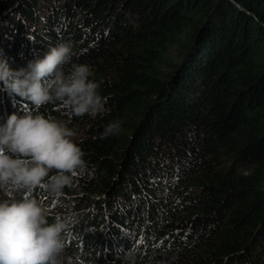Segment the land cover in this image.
I'll return each mask as SVG.
<instances>
[{"label":"trees","instance_id":"obj_1","mask_svg":"<svg viewBox=\"0 0 264 264\" xmlns=\"http://www.w3.org/2000/svg\"><path fill=\"white\" fill-rule=\"evenodd\" d=\"M60 42L108 109H40L76 131L88 165L59 201L31 194L49 223L77 214L66 258L126 264L118 250L135 248L136 264H264V0H0L13 70ZM2 89L0 126L32 109Z\"/></svg>","mask_w":264,"mask_h":264},{"label":"clouds","instance_id":"obj_2","mask_svg":"<svg viewBox=\"0 0 264 264\" xmlns=\"http://www.w3.org/2000/svg\"><path fill=\"white\" fill-rule=\"evenodd\" d=\"M2 53V50H0ZM72 45L60 42L13 70L0 55V83L4 91L29 102L32 109L23 116L12 114L0 126V264H72L66 258L65 233L77 214L52 215L43 200L31 194L44 189L59 201L65 187L88 172L85 153L75 141L76 131L64 121L40 113L59 102L70 115L95 118L104 114L107 98L90 80L87 64L72 63ZM71 65L66 72L65 66ZM120 121L105 126L101 138L117 134ZM135 248L118 250L126 264H136Z\"/></svg>","mask_w":264,"mask_h":264},{"label":"rangeland","instance_id":"obj_3","mask_svg":"<svg viewBox=\"0 0 264 264\" xmlns=\"http://www.w3.org/2000/svg\"><path fill=\"white\" fill-rule=\"evenodd\" d=\"M0 198H6L4 197V194L2 192H0ZM66 264H67V261H66Z\"/></svg>","mask_w":264,"mask_h":264}]
</instances>
